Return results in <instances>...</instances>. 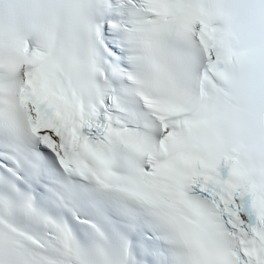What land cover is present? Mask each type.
<instances>
[{
    "label": "snow or ice",
    "instance_id": "1",
    "mask_svg": "<svg viewBox=\"0 0 264 264\" xmlns=\"http://www.w3.org/2000/svg\"><path fill=\"white\" fill-rule=\"evenodd\" d=\"M0 264H264V0H0Z\"/></svg>",
    "mask_w": 264,
    "mask_h": 264
}]
</instances>
